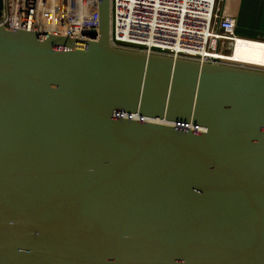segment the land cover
Segmentation results:
<instances>
[{
    "label": "water",
    "instance_id": "obj_1",
    "mask_svg": "<svg viewBox=\"0 0 264 264\" xmlns=\"http://www.w3.org/2000/svg\"><path fill=\"white\" fill-rule=\"evenodd\" d=\"M98 10L92 41L0 25V264H264V70Z\"/></svg>",
    "mask_w": 264,
    "mask_h": 264
},
{
    "label": "built area",
    "instance_id": "obj_2",
    "mask_svg": "<svg viewBox=\"0 0 264 264\" xmlns=\"http://www.w3.org/2000/svg\"><path fill=\"white\" fill-rule=\"evenodd\" d=\"M0 25L96 40L98 0H3ZM247 38L236 31L229 0H110L109 43L116 48L264 70V63L229 59Z\"/></svg>",
    "mask_w": 264,
    "mask_h": 264
},
{
    "label": "crops",
    "instance_id": "obj_3",
    "mask_svg": "<svg viewBox=\"0 0 264 264\" xmlns=\"http://www.w3.org/2000/svg\"><path fill=\"white\" fill-rule=\"evenodd\" d=\"M229 10L236 19V31L239 35L264 39V0H229ZM259 50L264 54V46ZM235 58L251 61L253 56L246 51L239 52Z\"/></svg>",
    "mask_w": 264,
    "mask_h": 264
},
{
    "label": "bare ground",
    "instance_id": "obj_4",
    "mask_svg": "<svg viewBox=\"0 0 264 264\" xmlns=\"http://www.w3.org/2000/svg\"><path fill=\"white\" fill-rule=\"evenodd\" d=\"M251 44H255V45H251ZM263 46H264V41L260 39H256V38L241 39L235 45L234 52L230 54L229 59H232V61H236L241 64H247V63L263 64L264 54L259 50ZM246 51L252 54L253 58H251V61L240 60L235 58L237 57V54L239 52H246ZM257 56H259V58Z\"/></svg>",
    "mask_w": 264,
    "mask_h": 264
}]
</instances>
